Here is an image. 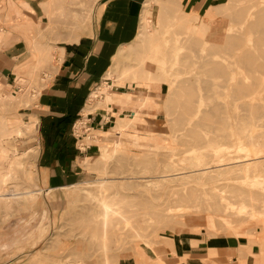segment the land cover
<instances>
[{"label":"rangeland","instance_id":"rangeland-1","mask_svg":"<svg viewBox=\"0 0 264 264\" xmlns=\"http://www.w3.org/2000/svg\"><path fill=\"white\" fill-rule=\"evenodd\" d=\"M98 1L49 0L41 5L45 17L32 19L26 0H0V33L8 32L0 54H22L9 78H0V187L37 193L34 200L0 202L2 224L33 219L34 256L21 264H171L175 244L184 239L264 243V71L235 58L263 51L254 46L259 33H239L243 19L234 18L264 9V0H221L209 12L185 10L180 0L151 3L126 58L117 64L123 47L117 50L93 91L99 97L89 99L93 112L119 107V114L110 112V130L99 136L79 124L83 144L96 145L79 160L80 177L54 197L39 191L36 101L53 76L58 45L88 31ZM196 17V25L181 23ZM226 32L240 41L234 49L225 46ZM18 42L25 44L11 51ZM209 63L225 73L209 74ZM119 90L147 101L140 120L120 137L122 147L114 149L110 131L118 119L129 123L132 113L138 115L130 102L105 104L107 94ZM199 154L210 158L211 175L191 168ZM183 172L193 177L171 183V175ZM103 203L116 213L107 221Z\"/></svg>","mask_w":264,"mask_h":264},{"label":"crops","instance_id":"crops-1","mask_svg":"<svg viewBox=\"0 0 264 264\" xmlns=\"http://www.w3.org/2000/svg\"><path fill=\"white\" fill-rule=\"evenodd\" d=\"M220 1L180 0V3L185 10L207 9L209 12ZM26 2L27 17H45L41 5L47 4L49 0ZM147 2L99 0L88 31L72 43L63 42L58 45L53 76L46 81L34 108L37 112L35 126L39 146V191L45 193L46 197L59 195L65 188L72 186L74 180L80 177L79 160L85 152L96 146L83 144L87 138L78 136L77 126L85 124L86 133L99 132L100 136V133H108V126L114 123L115 116L111 113L119 114V107H115L111 113L105 110L84 113L91 108L89 99L95 88L106 79L107 69L117 50L129 45L139 34ZM25 30L28 36L31 33L30 27L25 26ZM3 33H0V46L8 32ZM22 44L25 43H16L10 48L11 51L22 48ZM21 55L18 52L0 54V78H9L15 67L14 61ZM117 93L124 94L120 90ZM124 110L121 109V118ZM140 114L135 118L132 113L129 123L118 119L110 131L111 136L116 138L114 149L122 147L120 137L127 126L140 120ZM29 226H33L31 218L12 219L7 224L0 222V264H21L34 256L35 234ZM132 260L127 264H137ZM169 260L171 264H264V243L249 245L248 241L243 243L233 238L203 240L193 237L176 243L175 255L171 254Z\"/></svg>","mask_w":264,"mask_h":264},{"label":"bare ground","instance_id":"bare-ground-1","mask_svg":"<svg viewBox=\"0 0 264 264\" xmlns=\"http://www.w3.org/2000/svg\"><path fill=\"white\" fill-rule=\"evenodd\" d=\"M153 2H157V0H152V1H150V2H148L147 3V6H146V9H145V11H144V15H147L148 13H150L151 11H150V9L152 8V6H151V3H153ZM235 17L234 18H236L237 19V21H239V20H242L243 19V22H242V24H241V26H239V33H242V32H244L243 30L246 28H249V29H251V30H253V31H256L257 33H259V38H257V41H255V43H254V46H255V49H256V51H263V53H259V56L258 57H255V56H253L251 53H249V54H247V52H244V53H242V54H240V55H238V54H236L235 55V58L236 59H238V61L239 62H242L243 64H249L250 66V68H253L254 69V71H256V72H258V71H261V72H263L264 71V9H261V10H258L257 12H248V13H244V11H240L239 12V14L236 16V14L234 15ZM145 17V16H144ZM255 19V20H254ZM196 21H198V18L196 17V18H194L191 22H188V20H181V23L183 24V25H190L191 23L192 24H194L193 22H196ZM178 22H180V21H178ZM199 24V23H198ZM194 25H196V24H194ZM199 26V25H198ZM191 28V27H190ZM246 29H245V31H246ZM225 30H227V29H225ZM215 32V31H214ZM230 33V32H229ZM228 32H226V34H229ZM215 34V33H214ZM236 37H237V35L236 36H231L230 34L229 35H225V37H223V40L225 41V46L228 48H230V49H234L237 45H238V43H240V41L239 40H237L236 39ZM217 39V38H216ZM219 39V38H218ZM218 39L216 40L217 42H218ZM244 39V37H242L241 38V40H243ZM190 41V40H189ZM215 40H214V42H216ZM221 41H222V38H221ZM38 43V42H37ZM213 43V42H212ZM40 44V43H39ZM149 44H151V43H149ZM39 47V46H38ZM42 47V46H41ZM219 47V46H218ZM126 46L125 47H123L121 50H119V52L117 53V55H116V57H115V59H116V61L115 62H117V64H119V62H121V60H123V59H125L126 58ZM33 49V48H32ZM38 49V48H37ZM34 50H35V48H34ZM36 51V50H35ZM34 51V52H35ZM39 52H41V51H39ZM240 52V51H239ZM251 52V51H250ZM257 53V52H256ZM40 54V53H39ZM231 55V54H230ZM128 56V55H127ZM205 56V55H204ZM204 58V57H203ZM215 59V58H214ZM226 59V58H225ZM229 62V61H228ZM146 62L144 61V64H145ZM116 64V65H117ZM143 64V63H142ZM148 64V63H147ZM232 64V63H231ZM230 64V65H231ZM32 65V64H31ZM149 65V64H148ZM232 66V65H231ZM219 65H217L216 63H209V74H211V75H215V74H219V73H221V72H223V73H225V68H223V69H219ZM28 68V67H27ZM24 69V68H23ZM20 72H21V69L19 70ZM23 71V70H22ZM23 73H24V71H23ZM23 73H20V74H23ZM147 73V72H146ZM145 73V74H146ZM148 73H150V70L148 71ZM147 73V74H148ZM112 74L111 73H109L108 75H107V77H112L111 76ZM138 75V74H137ZM149 75V74H148ZM151 75V74H150ZM23 75H20L19 76V79H22L23 80V77H22ZM150 77V76H149ZM164 77V76H163ZM163 77H161V79L163 78ZM144 78H146L147 79V77L145 76ZM145 79V80H146ZM159 80H160V77H159ZM133 82V81H132ZM165 82V81H164ZM254 86V85H253ZM236 93V92H235ZM0 95H4L3 94V92L2 91H0ZM108 96L106 97V101H105V104L106 105H110L111 103H113V102H118V103H121V104H126L127 102H130L129 104H130V106L128 105V107H130V108H135L136 110H137V112H138V114H140L142 111H143V109H144V107H145V105H146V101H147V99H138L137 100V102L136 101H134V99H133V97H135L132 93H127V94H121V93H117V94H115V95H112V94H107ZM99 97V93H93L92 95H91V98H90V100L92 99H97ZM140 102H142L143 104L142 105H139L140 104ZM93 103V102H92ZM124 104V105H125ZM131 104H133V105H137V106H134V107H131ZM247 106H254V105H252V104H249V105H247ZM137 107V108H136ZM139 108V109H138ZM260 108V107H259ZM253 109V108H252ZM260 110V109H259ZM95 111V110H94ZM89 112H93L92 110H91V108H88L86 111H85V113L84 114H86V113H89ZM214 115V114H213ZM227 123V122H226ZM132 125V124H131ZM13 129V128H12ZM224 133H225V131H224ZM225 136H226V134H224ZM226 138V137H225ZM118 145V144H117ZM226 157H227V155H225ZM207 159V162L208 163H210L208 160H210V158H206V157H204L203 155H201V154H199L198 156H196V157H193L192 159H190V163H191V168L192 169H198V170H196L197 172L198 171H202V172H204V173H201V175H203L204 176V174L206 175V173H208V174H210L211 172H208V171H206V170H208V168H207V165H208V163H206L205 162V160ZM186 162V161H185ZM183 163V162H182ZM253 164V163H252ZM254 165V164H253ZM206 166V167H205ZM219 166H221V165H219ZM244 166V165H243ZM245 166H246V164H245ZM241 167V166H240ZM165 168V167H164ZM168 169H169V166H168ZM186 169V168H185ZM3 170V169H2ZM173 171V170H172ZM188 171H191V170H187V172ZM195 171V170H194ZM223 171V170H222ZM186 172V171H185ZM185 172H183L184 173V175H185ZM186 172V174H188ZM192 172V171H191ZM216 172H217V170H216ZM169 173V172H168ZM194 173V172H193ZM171 174V173H170ZM190 174H192V173H190ZM185 175V177L183 176V177H178V176H180V175H182V174H174V175H171L170 176V178H172L173 180H171V183L172 182H174L175 183V181L177 180H184V179H189L190 177L192 178L193 176L192 175ZM224 174V173H223ZM211 175V174H210ZM196 176V175H195ZM200 177V176H199ZM215 177V176H214ZM163 178H165V177H163ZM167 178V177H166ZM165 178V179H166ZM169 178V179H170ZM164 179V180H165ZM168 179V180H169ZM200 179V178H199ZM167 180V181H168ZM194 180V179H193ZM226 180V179H225ZM218 181V180H217ZM169 182V181H168ZM207 182V181H206ZM262 182V181H261ZM3 183V182H2ZM160 183H162V180H161V182ZM170 183V182H169ZM161 185V184H160ZM4 188L3 187H0V202H4L5 204H9L11 201H13V200H19V199H27V200H34V199H36V194L34 195V194H31L30 192H25V193H18V194H14L13 193V191H6V190H3ZM7 189V188H6ZM241 189V188H240ZM83 191V190H82ZM86 193V192H85ZM87 195V194H86ZM261 197H262V200H263V202H264V196L263 195H261ZM91 198V197H90ZM98 200V199H97ZM102 202V201H101ZM100 202V203H101ZM108 203V202H107ZM11 204V203H10ZM99 205H101L102 206V208L104 209V211H103V217H104V219H106L105 221H107V219H108V217H109V215H110V213H112L113 212V214H116V213H114V210L113 209H111V206H108L107 204H105V203H103V204H99ZM213 206H215L214 204H213ZM212 206V207H213ZM217 207H218V205H216ZM219 207H220V205H219ZM1 208V207H0ZM7 210V207H6V209H5V211ZM6 212H8V211H6ZM91 212V211H90ZM7 215H8V213H7ZM10 216V215H9ZM8 216V217H9ZM165 216V215H164ZM168 216V215H167ZM175 217V216H174ZM4 220V219H3ZM114 220V219H113ZM105 221H104V224L103 225H105ZM110 222V221H109ZM90 224V223H89ZM106 226L107 225H105V226H103V228H106ZM104 232L103 233H105L106 234V230L104 229L103 230ZM104 234V235H105ZM105 237V236H104ZM57 240H58V238H57Z\"/></svg>","mask_w":264,"mask_h":264},{"label":"built area","instance_id":"built-area-1","mask_svg":"<svg viewBox=\"0 0 264 264\" xmlns=\"http://www.w3.org/2000/svg\"><path fill=\"white\" fill-rule=\"evenodd\" d=\"M89 138V137H88Z\"/></svg>","mask_w":264,"mask_h":264}]
</instances>
